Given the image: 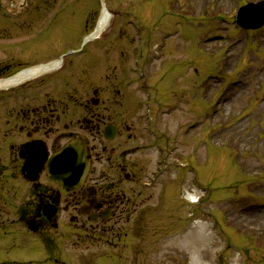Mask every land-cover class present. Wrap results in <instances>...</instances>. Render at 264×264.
<instances>
[{"label": "rangeland", "instance_id": "374dc122", "mask_svg": "<svg viewBox=\"0 0 264 264\" xmlns=\"http://www.w3.org/2000/svg\"><path fill=\"white\" fill-rule=\"evenodd\" d=\"M105 1L117 14L87 44L84 37L94 31L103 8L100 0H0V8L27 16L25 27L22 21L11 23L21 26L19 34L29 40L40 27L31 31L27 25L39 16L35 23L43 26L62 9L53 41L66 53L61 72L74 81L78 103L89 87L87 79L100 80L109 85L104 98L109 96L121 111L123 104L126 119L138 131L136 140L121 137V152L133 150L127 158L121 155V163L138 165L141 178L138 185L125 182L123 188L137 189V195L141 190L138 202L121 223L119 245L90 241L63 212L47 245L19 221L31 184L20 171L21 160L5 153L0 264H56L46 247L65 264H264V28L247 32L235 21L241 6L263 0ZM134 19L142 22L143 36L151 41L143 66L158 91L156 100L154 91H145L144 80H138L140 69L133 63L138 45ZM47 60L43 56L39 62ZM79 66L87 67V73ZM61 87L66 88V81ZM45 88L50 91V82ZM149 106L151 119L169 140L167 168L166 155H159V146L144 130ZM13 136L17 142L24 139ZM153 174L156 190L139 186ZM188 194L201 197L200 202L188 204ZM148 204L147 218L139 225L131 222L136 207Z\"/></svg>", "mask_w": 264, "mask_h": 264}, {"label": "flooded vegetation", "instance_id": "af4514ba", "mask_svg": "<svg viewBox=\"0 0 264 264\" xmlns=\"http://www.w3.org/2000/svg\"><path fill=\"white\" fill-rule=\"evenodd\" d=\"M39 18L36 21L31 19L34 24L31 22L27 29L34 31L42 26L35 23ZM26 19L25 14L14 12V9H0V82L18 75L25 68L46 64L62 56L61 49L53 41L59 36L57 26L44 25L48 28L39 30L34 36L36 39L33 37L29 40L19 34L23 31L21 26L25 27ZM13 20L22 21V25L16 26L11 23ZM46 36L52 40H45ZM43 56L49 60L39 62ZM119 56L121 47L118 49ZM79 68L82 70L84 67ZM87 69L85 67L83 70L87 73ZM68 75L61 70L44 69L32 80H26L16 87L0 89V102L6 100L7 103L5 107L0 103L1 174L7 171L2 164V155L8 153L21 160L20 171L25 176L23 165L28 156L24 148L27 144L43 141L51 156L70 142L84 143L90 164L84 185L67 193L47 180L44 183V173L41 174L38 182L30 183L29 199L21 207L20 220L26 225L36 224L39 228L36 235L41 237L43 243L51 245L49 232L55 224L58 225L56 230H59L63 212L69 214L72 226L90 241H104L107 245L116 246L121 241V223L127 221L126 215L131 207L136 206L135 197L140 195V192L137 195V189L123 188L124 183L135 186L141 181L138 165L121 163V137L126 134L129 141L136 140L138 131L135 124L126 119L123 104L120 105L123 107L121 111L110 103L109 96L104 98L109 93V85L88 78L89 87L78 103L76 89H71L75 83ZM60 81H66L65 89ZM47 82L52 86L49 92L45 91ZM115 88L117 86L112 89ZM116 92L122 95L119 89ZM15 134L22 136L23 141L17 142L13 136ZM148 146H138L137 149L141 151ZM128 151L124 152L126 158ZM48 205H57L54 217L47 216ZM46 250L50 253L55 251L49 247Z\"/></svg>", "mask_w": 264, "mask_h": 264}, {"label": "water", "instance_id": "95a60500", "mask_svg": "<svg viewBox=\"0 0 264 264\" xmlns=\"http://www.w3.org/2000/svg\"><path fill=\"white\" fill-rule=\"evenodd\" d=\"M238 23L245 29L261 28L264 25V3L242 8L239 12ZM45 162L46 155L43 149L38 153L34 149L29 151L25 168L28 171V177L32 181L37 179ZM87 170L88 165L84 159L83 149L71 145L50 160L48 177L53 182H57L70 190L84 180Z\"/></svg>", "mask_w": 264, "mask_h": 264}, {"label": "bare ground", "instance_id": "6f19581e", "mask_svg": "<svg viewBox=\"0 0 264 264\" xmlns=\"http://www.w3.org/2000/svg\"><path fill=\"white\" fill-rule=\"evenodd\" d=\"M110 21V15L104 11L101 16L99 17V21H98V26L99 28H101L100 30L102 31L103 29H105L106 25L108 24V22ZM45 69V68H44ZM43 69V70H44ZM33 71V72H31ZM29 71L28 74L26 73H23L21 75H19L16 79L14 80H10V81H6L4 83H2L0 85V88H4L6 86H4V84H8L9 86H13V85H16V84H19V83H22L23 81L29 79V78H32V77H35L39 72V70H31ZM2 86V87H1ZM203 241V240H202ZM195 261H196V258H195Z\"/></svg>", "mask_w": 264, "mask_h": 264}]
</instances>
